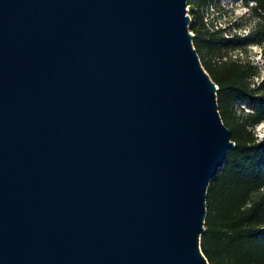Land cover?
I'll list each match as a JSON object with an SVG mask.
<instances>
[{
    "label": "water",
    "instance_id": "obj_1",
    "mask_svg": "<svg viewBox=\"0 0 264 264\" xmlns=\"http://www.w3.org/2000/svg\"><path fill=\"white\" fill-rule=\"evenodd\" d=\"M187 0H0V264H211L235 145Z\"/></svg>",
    "mask_w": 264,
    "mask_h": 264
},
{
    "label": "trees",
    "instance_id": "obj_2",
    "mask_svg": "<svg viewBox=\"0 0 264 264\" xmlns=\"http://www.w3.org/2000/svg\"><path fill=\"white\" fill-rule=\"evenodd\" d=\"M196 0H187L193 3ZM208 0H197L204 3ZM251 9L256 23L249 35L224 36L223 28L209 29L190 24L193 44L200 60L218 84L216 96L224 123L230 125L235 145L227 152L225 165L207 186V214L200 246L211 264H264V137L256 140L246 124L259 121L264 113V86H249L254 73L249 63L235 59L217 64L204 57V51L216 52L219 46L257 43L264 47V0H241ZM251 1V4H250ZM219 8V0L216 3ZM193 8V7H192ZM235 35V34H233ZM250 109L243 121L235 114L237 101Z\"/></svg>",
    "mask_w": 264,
    "mask_h": 264
},
{
    "label": "rangeland",
    "instance_id": "obj_3",
    "mask_svg": "<svg viewBox=\"0 0 264 264\" xmlns=\"http://www.w3.org/2000/svg\"><path fill=\"white\" fill-rule=\"evenodd\" d=\"M216 3H218V0H208L204 3H198L196 0L193 3H188V12L192 18L191 23L193 22L197 26H203L211 30L221 27L225 29L222 30L224 36L244 38L251 33L257 19L248 6L241 0H219V8ZM203 51L205 58H211L217 64L223 61L230 62L235 59L249 63L254 70V73L248 76L249 86L255 88L264 86V47L262 45L257 43L237 46L218 45L215 54L210 53V51ZM200 53L202 59V52ZM249 107V104H246L243 100L235 103L233 108L240 121H243L245 115H247ZM252 111L253 109H250V112ZM228 126L230 127V125ZM245 126L251 130L256 140L262 139L264 137V113L259 121L253 124L248 123ZM258 168L264 170V159Z\"/></svg>",
    "mask_w": 264,
    "mask_h": 264
}]
</instances>
